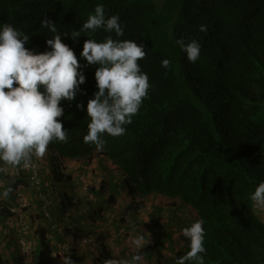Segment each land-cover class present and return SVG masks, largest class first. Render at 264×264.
<instances>
[{
    "label": "trees",
    "instance_id": "1",
    "mask_svg": "<svg viewBox=\"0 0 264 264\" xmlns=\"http://www.w3.org/2000/svg\"><path fill=\"white\" fill-rule=\"evenodd\" d=\"M97 4L106 19L119 16L124 35L97 29L74 40L71 33L82 29ZM44 19L56 24L86 76L75 100L61 101L68 140L48 146L57 165L104 157L128 189L125 212H138L154 195L179 199L196 221H204V264H264V220L250 199L264 181V0H0V26L11 24L27 35L25 46L38 53L51 50L46 41L54 36L42 27ZM202 24L207 32L199 31ZM109 35L144 46L147 55L138 63L150 88L125 134H102L106 143L97 150L83 137L99 65H87L80 54L86 39L102 42ZM178 39L199 42L196 62L187 59ZM163 59L170 68L162 67ZM108 185L103 180L101 192ZM40 238L37 264H53L46 234ZM98 243V264L118 259ZM189 245L182 234L174 255L149 259L176 264Z\"/></svg>",
    "mask_w": 264,
    "mask_h": 264
},
{
    "label": "clouds",
    "instance_id": "2",
    "mask_svg": "<svg viewBox=\"0 0 264 264\" xmlns=\"http://www.w3.org/2000/svg\"><path fill=\"white\" fill-rule=\"evenodd\" d=\"M41 24L54 36L46 41L51 50L39 53L25 46L29 40L27 35L11 24L0 26V161L5 166L26 169L33 157L45 156L51 142L67 143V131L59 119L65 111L61 101L75 100L80 85L86 82L75 51L62 41L56 24L49 19H44ZM97 29L115 32L117 37L124 35L119 16L106 19L104 6L97 4L82 29L71 33V37L75 40L81 37V31L95 32ZM199 31L207 32V26L200 25ZM176 44L190 62L194 63L200 57L201 45L196 40L185 43L178 39ZM146 55L144 46L130 39L117 40L109 35L102 42L85 40L80 56L87 65L99 67H95L98 91L87 102L90 122L83 137L84 143L103 150L106 141L101 138L102 134L112 137L125 134V125L132 123L148 96L149 77L138 63ZM161 64L165 68L171 67L168 59H163ZM77 107L83 110L84 105L81 102ZM0 172H7V167L0 166ZM10 192L11 189L5 190L4 197ZM250 199L264 220V181L256 186ZM203 224V220H197L183 228V235L190 241V251L176 264H186L187 261L204 264L201 254L206 253V232ZM150 236L148 233L146 240L145 235L140 234L131 239V244L136 249H143L150 243ZM141 259L138 252L130 258L106 259L103 264H139ZM64 260L66 264L69 258L64 257Z\"/></svg>",
    "mask_w": 264,
    "mask_h": 264
},
{
    "label": "crops",
    "instance_id": "3",
    "mask_svg": "<svg viewBox=\"0 0 264 264\" xmlns=\"http://www.w3.org/2000/svg\"><path fill=\"white\" fill-rule=\"evenodd\" d=\"M37 159L42 167L39 187L28 185L21 167L5 166L0 161V166L7 167V172H0V264H37L42 232L52 252L63 247L72 251L76 264H98L96 260L102 252L98 245L84 244V236L103 242L118 259L139 252V264H143L150 256L158 259L174 255L180 243L173 231L182 233L193 223L185 215H178V207L159 204L165 198L162 195L148 198L138 212H125V206L131 202L128 189L122 175L104 157L68 159L57 165L53 152L47 148L45 156ZM103 180L109 185L101 192ZM19 186L25 189L32 225L28 232L22 230L8 210L16 202L15 190ZM7 189L11 192L4 197ZM153 197L159 199L154 201ZM173 200L181 203L179 199ZM146 232L151 233L150 243L145 245L147 252L136 249L132 253L131 239L144 234L147 240Z\"/></svg>",
    "mask_w": 264,
    "mask_h": 264
},
{
    "label": "built area",
    "instance_id": "4",
    "mask_svg": "<svg viewBox=\"0 0 264 264\" xmlns=\"http://www.w3.org/2000/svg\"><path fill=\"white\" fill-rule=\"evenodd\" d=\"M22 168V167H21ZM24 173H26V178L28 185L32 187H39L42 183V167L40 161L33 157L31 165L28 168H22ZM16 202L8 207L9 212L15 218L17 223L20 225L23 231L28 232L31 230L32 225L28 218L27 213V200L25 196V189L19 186L15 190ZM260 210V208H258ZM84 244L97 245L98 241L95 237L84 236L82 238ZM24 247V242H22ZM52 263L53 264H65L64 257L69 258L66 264H75V256L64 247L52 252ZM26 264L28 261H26Z\"/></svg>",
    "mask_w": 264,
    "mask_h": 264
},
{
    "label": "rangeland",
    "instance_id": "5",
    "mask_svg": "<svg viewBox=\"0 0 264 264\" xmlns=\"http://www.w3.org/2000/svg\"><path fill=\"white\" fill-rule=\"evenodd\" d=\"M155 196V195H154ZM157 196V195H156ZM158 197V196H157ZM154 199V201H156L157 199H159V198H156V197H153ZM171 200V201H170ZM159 204H163L164 206H168L169 208H171V207H178L179 209H178V215H182V217L185 215V217L187 218V219H190V221H191V223L192 222H195V218L197 217L195 214H194V212H192V210H190L189 208H187V207H185V206H182V204L181 203H177L176 201H174L173 199H168V198H163V201H160L159 202ZM173 233L175 234V236H176V238L177 239H175V240H177L179 243L181 242V240H182V233H180V231L179 230H177V229H175L174 231H173ZM115 247H116V249H117V246L116 245H114ZM131 247V246H130ZM119 248V247H118ZM146 249V246L143 248V249H141L142 251H145V252H147V250H145ZM180 248H178V250H179ZM131 250V249H130ZM114 251H116V250H114ZM117 252V251H116ZM131 252L132 253H134L135 254V252H136V248L133 246L132 247V250H131ZM151 258L154 260V263H155V261H157L156 259L157 258H154V257H152L151 256ZM146 260V261H145ZM144 261H142L143 262V264H154V263H151V260L149 259H145ZM148 260V261H147ZM76 263H77V261H76ZM75 263V264H76Z\"/></svg>",
    "mask_w": 264,
    "mask_h": 264
}]
</instances>
